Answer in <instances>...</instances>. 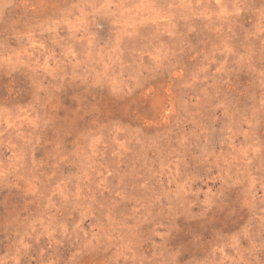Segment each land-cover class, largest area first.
I'll list each match as a JSON object with an SVG mask.
<instances>
[{"label":"rangeland","instance_id":"obj_1","mask_svg":"<svg viewBox=\"0 0 264 264\" xmlns=\"http://www.w3.org/2000/svg\"><path fill=\"white\" fill-rule=\"evenodd\" d=\"M0 264H264V0H0Z\"/></svg>","mask_w":264,"mask_h":264}]
</instances>
